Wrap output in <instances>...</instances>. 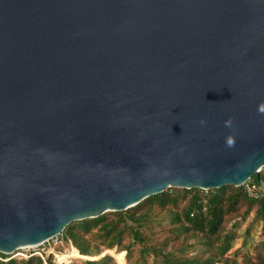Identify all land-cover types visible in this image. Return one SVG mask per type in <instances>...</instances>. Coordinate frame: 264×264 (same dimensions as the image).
<instances>
[{
    "label": "water",
    "instance_id": "95a60500",
    "mask_svg": "<svg viewBox=\"0 0 264 264\" xmlns=\"http://www.w3.org/2000/svg\"><path fill=\"white\" fill-rule=\"evenodd\" d=\"M261 103L264 0H0V252L258 178Z\"/></svg>",
    "mask_w": 264,
    "mask_h": 264
},
{
    "label": "trees",
    "instance_id": "16d2710c",
    "mask_svg": "<svg viewBox=\"0 0 264 264\" xmlns=\"http://www.w3.org/2000/svg\"><path fill=\"white\" fill-rule=\"evenodd\" d=\"M251 180L264 182V170L258 178L253 174ZM240 207L241 221L227 227V217L239 213ZM245 218V236L251 234L255 223L264 226V194L251 198L242 185L232 184L208 189L168 187L124 210L106 211L67 224L55 246L69 243L75 248L74 255L85 257L110 250V254L79 264H120L116 253L123 256L125 264H264V236L253 257L246 255L242 263L237 261L238 248L233 249L236 224ZM0 264L43 262L38 255H30L0 260Z\"/></svg>",
    "mask_w": 264,
    "mask_h": 264
},
{
    "label": "rangeland",
    "instance_id": "374dc122",
    "mask_svg": "<svg viewBox=\"0 0 264 264\" xmlns=\"http://www.w3.org/2000/svg\"><path fill=\"white\" fill-rule=\"evenodd\" d=\"M262 170L259 172L260 173H263V168H261ZM243 207H240V210H239V213L237 214H232L230 215L229 217H227V220L226 222H229L227 224V227L230 226V223L233 222V221H241V219L239 218L240 216V213L242 211ZM252 215V213L250 214V216ZM248 221V218L246 219H243L241 223H238L236 224V228L238 229L237 230V237L235 238V241H234V247L233 249L235 248H238V256H237V261L238 263H242L243 262V257L246 256V255H250V257H253L255 251H256V247L259 243V241L263 238L264 236V226L260 223H255L252 227V230H251V234L248 235V236H245L243 234V228H244V225L245 223H247ZM42 247H44V249H49V247L47 246V244L45 245H41L37 248H34L35 250L37 249H41ZM65 248V250L69 249V254L70 255H73V256H76V257H73V262L72 264H79L81 261H83L84 259H88L87 257L85 256H81V255H74L75 253V248L70 245L69 243L68 244H65L64 243V246H60V247H57L55 246L53 249L54 251H63V249ZM106 251L110 252V250H104L102 251V253L97 257L107 253ZM68 254V255H69ZM18 257H21V256H18ZM52 257V255H51ZM115 257L116 259L118 260V262L120 264H125V261L123 259V256L120 254V253H116L115 254ZM222 264V263H221Z\"/></svg>",
    "mask_w": 264,
    "mask_h": 264
},
{
    "label": "built area",
    "instance_id": "2783aa9c",
    "mask_svg": "<svg viewBox=\"0 0 264 264\" xmlns=\"http://www.w3.org/2000/svg\"><path fill=\"white\" fill-rule=\"evenodd\" d=\"M241 185L244 189L245 194L248 197L258 198V197L263 196L264 194V182L255 183L254 181L251 180V177H249ZM59 235L60 233H57L49 237L45 241L41 242L38 245L19 248L8 254L0 252V260L5 261L11 257H18V256L28 257L30 255H38L42 259L43 264H72L73 257H76V256L70 255L68 253L69 249L67 250L64 249L63 251H54L53 249L59 241ZM45 244H47L49 249L46 250L44 249V247H42L41 249H37V250L34 249L41 245L43 246ZM2 254H6L9 256L4 257L2 256ZM51 255L52 257L49 260L48 258Z\"/></svg>",
    "mask_w": 264,
    "mask_h": 264
},
{
    "label": "clouds",
    "instance_id": "9594fccd",
    "mask_svg": "<svg viewBox=\"0 0 264 264\" xmlns=\"http://www.w3.org/2000/svg\"><path fill=\"white\" fill-rule=\"evenodd\" d=\"M258 111H259L260 113L264 114V103H261V104L259 105V107H258ZM200 123H201V124H204L205 121L202 119V120L200 121ZM225 126H226V127H229V128L232 127V120H231V118H229L228 120L225 121ZM226 144H227V146H229V147H233V146L235 145V140H234L233 136H228V137H227V139H226Z\"/></svg>",
    "mask_w": 264,
    "mask_h": 264
},
{
    "label": "bare ground",
    "instance_id": "6f19581e",
    "mask_svg": "<svg viewBox=\"0 0 264 264\" xmlns=\"http://www.w3.org/2000/svg\"><path fill=\"white\" fill-rule=\"evenodd\" d=\"M66 257V256H65Z\"/></svg>",
    "mask_w": 264,
    "mask_h": 264
}]
</instances>
